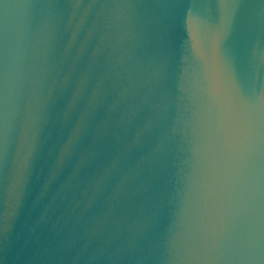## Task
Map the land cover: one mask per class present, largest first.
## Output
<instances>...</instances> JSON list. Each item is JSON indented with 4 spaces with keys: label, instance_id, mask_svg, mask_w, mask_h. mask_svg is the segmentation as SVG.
<instances>
[{
    "label": "water",
    "instance_id": "water-1",
    "mask_svg": "<svg viewBox=\"0 0 264 264\" xmlns=\"http://www.w3.org/2000/svg\"><path fill=\"white\" fill-rule=\"evenodd\" d=\"M0 264H264V0H0Z\"/></svg>",
    "mask_w": 264,
    "mask_h": 264
}]
</instances>
